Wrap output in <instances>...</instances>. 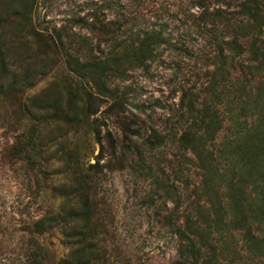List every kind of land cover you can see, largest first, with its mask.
Returning a JSON list of instances; mask_svg holds the SVG:
<instances>
[{"label": "rangeland", "instance_id": "obj_1", "mask_svg": "<svg viewBox=\"0 0 264 264\" xmlns=\"http://www.w3.org/2000/svg\"><path fill=\"white\" fill-rule=\"evenodd\" d=\"M228 2L0 0V264H181L170 223L185 218L200 264H264V0L252 20ZM130 28L164 42L139 53ZM109 57L129 100L100 120L69 62L87 74ZM72 215L96 237L54 226Z\"/></svg>", "mask_w": 264, "mask_h": 264}, {"label": "trees", "instance_id": "obj_2", "mask_svg": "<svg viewBox=\"0 0 264 264\" xmlns=\"http://www.w3.org/2000/svg\"><path fill=\"white\" fill-rule=\"evenodd\" d=\"M205 1H208V0H204V2ZM238 1H240V0H229L228 3H224V4L227 7V9H230V8H233L234 5H236V3ZM241 1L242 2L239 4L240 10L241 11L244 9L247 10V11H242L243 16H245L247 18V20H252L253 18H255L253 11L256 9H253L251 11V9L248 10V7H247V5H249L252 1H255V0H244V1L241 0ZM233 2H236V3H233ZM255 3H257V2H255ZM119 7H120V5H119ZM203 7L208 8V5L204 4ZM108 9H113L110 4L108 6ZM95 10L93 13V21H95V23H96L95 19H97V13ZM208 11H210V9L209 10L204 9L202 14H204V16L207 15V17H212V16L215 17L216 15L221 17L222 14H229L227 11L220 9V8L215 9L214 10L215 12L213 14H211V13L209 14ZM18 12L21 15V17L26 16L28 14V12H29V14L31 13V11H28V9H26V8H24ZM15 15H18V13H16ZM231 15H235V14H231ZM205 24H207L206 28H208L210 26H211L210 28H213L212 30L209 29L210 34L209 33L208 34L211 36L212 33H214V31L216 30L215 29V28H217L216 24H218V23L215 21L209 22V20L206 19ZM116 26H117V23H115L114 21L113 22L110 21V23L108 22L106 25L103 26L104 28H106V29L108 28L109 30L112 31L111 38L113 40L117 34V32L115 30ZM43 31H45V30H43ZM129 33H131V34L128 35ZM120 34H121V31H120ZM36 35L40 38H43V39L45 38V35L41 34L40 31H38V33H36ZM122 35L123 36H129L130 38L135 37L138 40L137 45H136L137 49H139V53L141 52L143 54H145L147 52V50L149 48H151L153 45H157V44H160L161 42H164V39L162 38L163 34L161 32L158 33L155 29H152L151 31H135V30H131V28H130V29H128V31L122 32ZM58 38H59V42L62 45L63 37H58ZM50 39H52L54 42H56L53 36L50 37ZM236 43H237V41H236ZM63 47L65 48V44L63 45ZM112 50H113V48H111V51ZM150 51H151V49L147 53H150ZM95 61H96V63H90V62L88 63V65L90 67H92L90 69L91 73L85 74L83 72V69H84L83 67H82L83 69L74 68L71 66L70 62H69V69L73 74H75L78 78L81 79L80 82H83L86 79V77L91 82L90 85L85 84L84 88L82 89L84 92L85 98H87V102H88L87 106H89V108H92V106H93L92 101L96 99L95 97H99V99L102 100V102L106 104V106H104V108H103V111H100V114H99L100 120H102L103 118L105 120H111V117H113L115 114H117V113L120 114L121 112L125 111V107H124L125 102L129 100L128 97H126V94L129 93V86L125 85L122 88L120 85V82H123V80H124V73H123V71L119 72V69H118L119 63H118V60L116 57H113V58L109 57L104 62L99 60V59H96ZM98 73L100 74L99 76H98ZM182 102H181V104H179L178 108L181 107L183 109ZM195 107H196L195 104L191 105V108L195 109ZM190 111H193V109H190ZM97 112L99 113V110L98 111L97 110L91 111L89 113L88 117L91 119L92 117L97 116L98 115ZM97 120H98V118L95 119L94 122H97ZM181 124H179V125H181ZM194 126H196V122H192V123L186 122V125L184 123L182 135H181L180 139H181V142H183V144L185 143L184 149L188 153H192L195 156L196 155L199 156L197 150L195 148H193V146H192V148H190L191 134H192V130L195 129ZM152 130H153V136L152 137L158 138L159 137L158 131H156L153 128H152ZM109 133H110V131H109ZM178 133L175 131V128H173V132H171V134L174 135V138L177 137ZM186 143L187 144L189 143V145H186ZM161 184H164L163 181H161ZM188 208H189V206L186 208L187 211H188ZM54 215L55 214L50 213L49 217H47V218L45 217V221L48 222V221L56 220V219H52ZM75 217H76V215H72L71 217H69V219H66V217L62 218V220L58 219L59 223L56 222L54 224V226L60 225V227L62 226L65 230L70 229V232L67 234V236L69 238H71L72 240L74 239V237H76V238L83 237V240H80L77 245L86 244L87 238H84V236L87 235L88 237L90 236V237L94 238V237H96V235L93 233L94 231L90 230L89 228H86L85 226H82L80 228H77L76 226H74L73 223L75 221ZM193 217H195V216H193ZM162 218H164L165 223H163V225L165 226L166 225V218L164 216H162ZM168 218L171 222H174L172 219L173 216L172 217L169 216ZM192 223H193V221L190 218H185V224L184 223L179 224V223H175V222L170 223L171 226L174 227L177 235L183 241L182 243H180V246L178 248V254H179V259H180L179 263H181V264H188V263L200 264L199 263L200 262L199 259L201 258L200 254L204 255V252L202 251V249H196L195 246L193 245L194 236L191 233H187V230H188L187 228ZM71 225H72V227L69 228ZM190 244H192V247L194 250H199L198 255L193 252L194 253L193 257L197 258L196 261H188V259H187L188 256L186 254H187L188 249H189V248H187L188 247L187 245H190ZM85 250H86V248L79 249L80 252L85 251ZM33 256L35 258V255L32 254L29 257L27 263H34ZM39 256L40 255H38L35 258V261H37L39 259ZM37 263H41V261L40 262L38 261Z\"/></svg>", "mask_w": 264, "mask_h": 264}]
</instances>
